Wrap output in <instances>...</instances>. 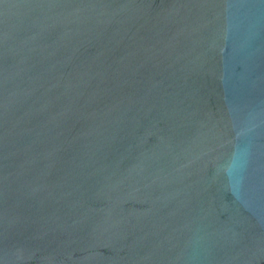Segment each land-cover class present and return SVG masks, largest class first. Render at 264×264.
I'll return each instance as SVG.
<instances>
[{"label": "water", "instance_id": "obj_1", "mask_svg": "<svg viewBox=\"0 0 264 264\" xmlns=\"http://www.w3.org/2000/svg\"><path fill=\"white\" fill-rule=\"evenodd\" d=\"M0 264H264V0H0Z\"/></svg>", "mask_w": 264, "mask_h": 264}]
</instances>
